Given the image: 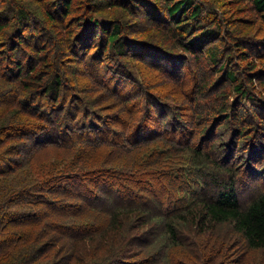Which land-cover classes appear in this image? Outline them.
<instances>
[{"label":"trees","instance_id":"trees-1","mask_svg":"<svg viewBox=\"0 0 264 264\" xmlns=\"http://www.w3.org/2000/svg\"><path fill=\"white\" fill-rule=\"evenodd\" d=\"M247 1L264 22V0ZM108 10L155 26L174 45V53L153 45L160 52L147 50L145 58L169 56L173 68L195 69L187 96L198 131L188 142L181 112L150 90L140 107L135 95L120 94L119 83H101L103 103L91 99L96 85L83 87L96 83L94 71L110 52L144 57ZM225 23L197 0H0V264H135L138 245L161 239L175 246L186 215L211 226L231 222L243 252L264 251V191L242 201L238 188L252 121L264 135V44L239 27L219 52L212 42ZM212 93V102L201 103ZM108 106L116 116H103ZM150 121L159 130H147ZM211 122L212 132H222L203 147L199 137ZM234 124L235 141L225 144L224 129ZM50 149L60 154L37 163L35 155ZM260 170L251 169L254 178ZM9 174L14 179L5 183ZM164 253L162 264H175Z\"/></svg>","mask_w":264,"mask_h":264},{"label":"rangeland","instance_id":"rangeland-1","mask_svg":"<svg viewBox=\"0 0 264 264\" xmlns=\"http://www.w3.org/2000/svg\"><path fill=\"white\" fill-rule=\"evenodd\" d=\"M197 1L202 2V5L207 9V11L210 10L211 12H215L217 16L221 17L224 23L226 18L231 20L230 22H236L233 23L234 25H231V23L229 22L225 23V32L219 36L218 40L212 42L213 44H216V48L219 52L223 53L224 50L227 49L225 38L229 30L233 31L239 27H247L246 33L248 34V36H250L251 39H254V41L258 44H264V22L250 7V3L247 0ZM29 3L30 9L36 10V4L32 1H30ZM107 12L109 14L110 10H108ZM204 14V18L209 16V13L207 12H204ZM110 15L111 17H113L114 15V17L119 20L122 27L125 29V31H127L126 34L130 39H136L137 42H135L134 45H136L137 51L142 53L144 57L137 54L135 55V57H137L138 60L135 59L133 55H131V58L125 59L124 57H117L118 55L116 56V54L110 52L109 58L103 60L99 67H97V70L94 71V78L98 77L96 83L89 79L88 83L85 81L83 87H95L96 85L98 89L94 94L91 95V99L93 103H103L101 98H106L105 94L107 93L104 89L101 88V83L104 82L111 88L112 83H119L120 94L125 98L131 97L132 94L135 95V98H139L141 100L140 107L144 106L145 94L147 90H150V93H152L156 98L162 100L164 103L170 106H176L178 108L177 110L181 112L180 121H178L177 123H179L180 129H183V135L187 137L185 141L188 142L191 135H196L198 131L195 130L196 127L192 123V118L188 114L190 112L188 106H190L191 100L187 96L188 91H191V86L195 83L194 80L197 76L195 69L192 67V65L189 64L184 66L179 64V67L173 68L174 64L172 67V63L168 61V58H166L169 56H165L164 60L156 59V55H152L151 57H149L150 59H156V61H162V63H153V61H151L150 59L145 58L148 57L146 55V51H152L155 48L153 47V45L162 47L171 53H174V45L171 41L161 40L160 38H162V35L159 34L155 26L152 27L151 24H146L142 21L139 25L132 23L131 18L128 19L126 17V13L124 14V16H122L121 13L111 11ZM103 20L107 21V19L105 18H103ZM206 24H208L207 21L204 22L202 26H206ZM143 25L146 29V32L144 34V37H147L146 39H143L142 36H137V34H139L142 29L139 32L135 31ZM149 28L151 29L149 30ZM230 33L231 32H229V34ZM175 48L177 54H179V56H183V50L177 46H175ZM155 52H160V50L155 48ZM206 61L209 64L210 68H213L211 62L208 59H206ZM261 62L264 63V58L261 60ZM165 63L169 64V67L166 66ZM158 66H160L161 68L159 69ZM100 75L101 79L99 80ZM184 78H187L189 82L183 84L184 88L181 87V90H177L176 94H174L173 92L174 90H176V86H178V84H180V82L184 80ZM161 81H166L165 87L162 85ZM77 88L78 87L75 85L76 90ZM214 96L215 95L212 93L208 95L206 99H200V101L204 104L210 103L212 102ZM104 108L107 111L103 115L104 117L111 118L112 116H116V114L118 113V110L114 107L108 106ZM181 109L184 110L185 113L182 114ZM141 115L145 118L144 112L139 113L138 117H140ZM252 125L253 132H251L252 129H250L249 132L251 133L247 134V136L250 135L249 137H251V141H249V143L252 142L249 146L250 149L247 151L246 149H244V146V150L240 149V151L244 152H242L243 155H241L248 161L247 163H245V165H240L241 172L239 176L238 188L240 194L239 196L241 197L242 201L250 199L256 194L264 191V155L261 153L263 152L264 135L262 134L263 131L261 129L257 130V123L255 121H252ZM142 126L143 125H141L139 129L143 131ZM147 127V130H151L153 132L159 130L156 123L153 121H150L147 124ZM212 127L213 125L211 122L209 127L210 129L207 130L208 132H206V134H200L199 138H201L203 142L199 143H202L203 147H206L207 143H211V140H213V138L215 139L222 132V130H219L214 133L211 131ZM237 128L238 124H234L231 125V127L229 126L227 130L224 129V132L226 133L222 137V141L225 144L229 145L232 143V141H235L236 134H234V131ZM254 129L259 131L258 133L260 135L254 137ZM161 130L163 131L164 127ZM126 132L129 133V130H127ZM54 153L60 154V151L56 149H50L35 155L37 163L45 160L44 158H47ZM253 154H255L258 158ZM230 156L231 155L228 153L224 157L227 162ZM171 160L172 158L169 159L170 162ZM176 164L177 162L170 165L173 166ZM166 166L170 168L168 165ZM248 167L251 169H261L259 176L254 178V173L251 171V169H248ZM13 179L14 177L9 174L5 177V179L2 180H5V183H8ZM162 179L164 185L168 187L169 184L167 180L164 178ZM160 190L161 189L159 188L158 193ZM168 206L169 208H173V205ZM178 222L179 224H181V228L178 229V239L174 241V243H177L175 246L173 245V247H171L172 244L170 245V242H164L161 239L160 241H158L160 243L152 245V247H149L147 249L141 248L140 245H138L139 251L136 257L132 259V261L135 264H141L142 262H144L145 264H162L165 259L164 256L166 254L164 252H171L173 258L172 260L175 262V264H195V262L196 264H206L209 262H211V264H264V251H242V249L245 248V243L241 239L240 235L236 232V230L234 229V224L231 222L213 224L211 226V222H199L198 218H192V216L189 217L187 215L185 220H179ZM202 223H204V225L200 226V224ZM199 228L201 230H199ZM133 233H135V231H133Z\"/></svg>","mask_w":264,"mask_h":264}]
</instances>
